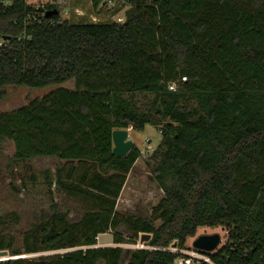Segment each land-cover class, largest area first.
<instances>
[{
	"label": "trees",
	"instance_id": "1",
	"mask_svg": "<svg viewBox=\"0 0 264 264\" xmlns=\"http://www.w3.org/2000/svg\"><path fill=\"white\" fill-rule=\"evenodd\" d=\"M130 1L117 24L33 21L24 0H0V99L7 86L74 83L0 112V147L13 141L16 163L69 165L56 183L87 210L70 223L53 203L22 248L0 234L11 256L0 264H121V225L132 244L151 235L152 249H134L127 264H176L203 226L229 233L217 252L201 250L212 264H264V0ZM147 125L161 136L144 161L163 197L151 215L126 216L118 199L143 158L135 145L116 156L113 131ZM109 231L115 245L98 246ZM47 251L56 253L24 256Z\"/></svg>",
	"mask_w": 264,
	"mask_h": 264
},
{
	"label": "rangeland",
	"instance_id": "2",
	"mask_svg": "<svg viewBox=\"0 0 264 264\" xmlns=\"http://www.w3.org/2000/svg\"><path fill=\"white\" fill-rule=\"evenodd\" d=\"M75 8L79 7V11H84V16L80 18L86 20L91 19L89 11L91 3L89 0H74ZM75 13L73 18L76 19ZM89 18V19H88ZM92 21V20H90ZM74 88L73 81H70L61 86H47L43 88H31L28 86H7L4 88L5 97L0 99V112L13 111L30 101L42 98L50 92L60 88ZM129 136L133 140L134 145L143 150L146 146V139L150 137L151 147L155 149L161 141V136L158 131L151 125H147L144 130L134 131L128 128ZM15 146L13 141H7L0 147V220H4L3 225H0V234L12 235L15 237L16 248H22L23 238L25 233L32 230L34 226L40 222L50 219L54 212L53 203L57 204L58 212L66 213L67 220L70 223L77 222L87 212L86 207L79 202L78 199L70 197L63 187L56 183L55 172L57 169L64 167L63 176L69 169V165L58 158H33L26 163H16L14 160ZM149 158V157H148ZM146 159H140L131 174L127 176L125 187L118 199L117 209L126 216H149L152 213L153 206L157 205L163 197V191L156 184L154 179L146 167ZM50 174L49 179L45 174ZM79 168L74 177L66 183H76L79 180ZM52 184L50 185V181ZM160 221H157V225ZM116 232L127 239L126 243L121 246L125 248L121 264H127L131 252L136 248L146 246V241H141V236L135 244L129 241L131 233L121 225ZM115 231H109L115 235ZM220 234L222 241L216 248L217 252L229 240V233L225 227H207L198 228L194 237H190L186 243L187 251L198 250L193 247L194 240L200 235ZM114 243H99L98 246H113ZM174 248H176L174 246ZM64 250L60 251L63 252ZM65 252V251H64ZM56 252L47 251L37 254L24 255L25 257H37L40 255H49ZM9 257L10 253H8ZM98 264H104L100 261Z\"/></svg>",
	"mask_w": 264,
	"mask_h": 264
},
{
	"label": "built area",
	"instance_id": "3",
	"mask_svg": "<svg viewBox=\"0 0 264 264\" xmlns=\"http://www.w3.org/2000/svg\"><path fill=\"white\" fill-rule=\"evenodd\" d=\"M28 6H30L31 14L33 16V21H39V17L43 16L45 18H50V23H55L52 18L56 14H59L62 19H73L79 21V15L84 16V11H79V7L75 8L74 11L73 3L74 0H24ZM91 3V10L89 11V16L91 19L86 20L85 18H80L90 23H117L123 24L127 20V13L131 8L130 0H89ZM7 3V2H5ZM56 11L54 14L47 16V13L51 11ZM73 13H75L76 19L73 18ZM86 17V16H84ZM92 20V21H90ZM186 80V77L182 78V81ZM170 89L175 91L178 88V82L170 83ZM146 146L141 150L142 158L147 159L155 149L151 147V139L148 137L146 139ZM141 248L152 249L149 246H142ZM162 250V248H153ZM169 250L176 251L172 245ZM184 256L179 257L176 260V264H199L201 262H207L212 264L211 259L208 255L203 253L201 250H192L184 253Z\"/></svg>",
	"mask_w": 264,
	"mask_h": 264
},
{
	"label": "water",
	"instance_id": "4",
	"mask_svg": "<svg viewBox=\"0 0 264 264\" xmlns=\"http://www.w3.org/2000/svg\"><path fill=\"white\" fill-rule=\"evenodd\" d=\"M56 11H51L47 13V16L54 14ZM113 153L118 157L127 156L134 147V142L129 136L128 129H116L113 131ZM150 234H143L141 236V241L145 242L150 239ZM222 241L220 234H211V235H200L194 242L193 247L207 252H213L220 245ZM98 243H114V235L107 233H102L98 236ZM177 243H174L173 246L176 247ZM8 251H0V261L9 259Z\"/></svg>",
	"mask_w": 264,
	"mask_h": 264
}]
</instances>
